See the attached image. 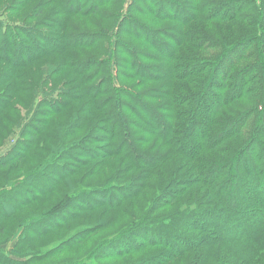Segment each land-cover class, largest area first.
I'll return each mask as SVG.
<instances>
[{"label": "trees", "instance_id": "16d2710c", "mask_svg": "<svg viewBox=\"0 0 264 264\" xmlns=\"http://www.w3.org/2000/svg\"><path fill=\"white\" fill-rule=\"evenodd\" d=\"M54 1L58 7L57 14L60 13L64 17L73 15L81 19L93 16L96 18V21L90 22V26L98 28L97 32L91 33L90 30L79 29V32L75 31L78 37L67 36L56 52L63 53L68 49H79L76 46L80 43L81 47L87 51L97 45H100L102 49L104 47V52L107 51L104 61H98V66H101L100 74L103 76L96 85L91 86L88 78L83 79L80 76L81 70L80 75L76 74L78 79L76 90L79 94L75 97L86 95L91 107L84 110L85 114L90 111L100 112L103 116L102 122L106 121V127L117 130V135L110 142L114 156L117 154L116 157L126 159L131 165L137 167L158 165L165 162L171 155H179L189 165L191 164L188 174L184 171L180 172L182 166L177 167L175 171H170L177 176L171 185L166 186V189L172 188L164 193L165 196L167 195L165 206L177 202L188 194L192 186L206 190L204 196L198 198L193 204L184 203L182 209H177L171 214L141 222L153 224L151 234L156 235L154 236L157 242L155 246L167 248L169 252H172L175 250V244L178 243L180 251L172 255L173 257L194 250L199 251L203 259L199 258L201 260L197 264H207L211 259L212 264L253 262L264 253V0ZM166 11L172 12L173 15L167 16ZM188 12L195 16V20L209 22L246 20V27L251 26L254 32L240 37L232 44H219L212 38L208 39L209 36L195 38L194 33L181 32ZM34 13L29 14L33 19L41 15L39 10ZM3 16L5 17L3 13H0V41L3 42L0 50V64L11 65V72H13L11 78L16 81V87L13 86L14 93L18 91V85L25 88L27 83L17 70L24 69L47 55L44 49L52 51L54 40L51 38L53 36L47 32L37 30V25L29 27L27 29L29 32H26L24 25H11L8 17L6 21L1 19ZM173 17L176 19L172 20ZM110 21H114L115 26L108 31L106 28ZM192 37L194 40L203 38L202 41H194L195 49L187 43ZM25 38L33 39L34 43L31 42L29 47L40 49L43 53L35 49L36 52L33 54L27 52L24 55H18L19 52H16L20 50V43ZM139 42L149 43L152 51H145L140 47ZM186 44L189 47L184 49L183 46ZM208 45L211 46L210 49L213 47L214 50H220L214 54L212 60L200 58L198 55L196 57L182 56L181 52L177 53L180 48H183L182 53L189 52L191 49L206 53L205 47ZM13 47H15V55L11 52ZM242 48L250 52H240ZM235 54L242 56L233 57L232 55ZM12 56L14 60L10 63ZM28 57L30 58L26 62ZM248 59L252 60V63L242 66L243 60ZM87 60V63L91 62L89 63L91 66L95 65L92 59ZM42 71L47 70L42 69ZM217 74L221 77L219 78L221 84L226 85L223 90L228 89L224 94H219L220 97L209 92L214 87H218ZM7 78L9 77H4V79ZM145 80L160 85L144 90V93H137V88ZM133 81L134 83L131 84ZM40 91L33 93L43 95L38 104L45 103L46 108L53 111L61 106V103L51 97L46 101L51 93ZM70 93L71 91L69 95ZM234 94L237 97L233 98ZM250 94L259 101V104L243 107L247 108L246 111L238 112L242 106H232V103ZM69 95H63L66 98L64 106L70 102ZM96 99L100 100L97 102ZM181 108L184 111H181ZM251 120V137L242 146L232 143L234 135L240 134L241 129ZM77 123L78 121L74 119L75 127ZM81 124L89 125L85 120H82ZM93 128L91 125L89 131ZM41 129L43 126L36 127L38 132ZM35 135L32 134L29 138ZM56 135V142L60 143L62 132ZM152 136L161 141L167 152L158 155L154 153L155 157L145 154L149 158L156 159L153 164H147L140 146L143 144V139ZM113 142L117 145L116 150ZM36 149L41 153L45 151L43 145ZM216 150L218 153L215 152ZM220 152L223 153L220 154ZM7 153L8 151L0 155V168L7 165L5 164ZM35 157L38 158V155ZM49 163L50 161L44 168ZM50 165L57 167L54 162ZM70 170L67 172L65 168L59 170L57 167L55 173L62 176L61 179L65 176H67L66 179H71L75 173H70ZM135 179L136 177L132 178V181ZM146 181L142 178L128 188L126 185L117 186L121 194L119 198L101 186L88 188L78 195L75 194L76 196L69 194V198L73 200L83 196V205L89 208L88 212L99 208L114 210L127 200L138 197L147 187ZM27 186L33 189V184ZM2 197L3 194H0V222L9 219L24 205L22 196H16L17 200L14 199V195L8 199L5 196ZM71 206H74L72 201ZM153 209L155 205L150 208V211ZM50 211L45 213L47 215L45 218L42 214L37 220H30L26 228L23 227L17 231L16 242L11 251L6 252L4 246L11 240L15 241V237L7 243L0 244V264H25L33 258L32 256L41 259L56 251L60 252L79 245L90 235L92 230L77 234L58 247H50L45 250V253L33 255V252H29L27 256L31 255L30 260L18 257L16 246L25 243L27 229H32L33 240H40L50 232L47 220L57 224L54 220L57 215L52 217ZM182 223L185 227H181ZM3 228L0 225V231L3 232ZM135 229H138L137 226L118 237V241L121 238L124 246L117 245V238L114 244H111L117 245V256L135 247L130 246L133 243L126 239ZM109 242L110 240L105 244L108 245ZM233 243L238 245L237 249L240 250L238 253L229 252L228 256L214 254L208 257V252L216 247ZM111 245L107 246L108 251L105 254L111 255L110 251L114 249ZM105 259L109 257L106 256Z\"/></svg>", "mask_w": 264, "mask_h": 264}, {"label": "rangeland", "instance_id": "374dc122", "mask_svg": "<svg viewBox=\"0 0 264 264\" xmlns=\"http://www.w3.org/2000/svg\"><path fill=\"white\" fill-rule=\"evenodd\" d=\"M112 9L117 10V8ZM38 10L41 11V15L37 19L31 18L29 14L36 13ZM113 10L112 12H114ZM57 11L58 7L54 0H0V13L5 15L1 19L6 21V17H8L11 25H24L26 32H29L27 30L29 27L37 25V30L47 32L50 36H53L51 38L54 40L52 51L44 49L47 55L37 59L28 67L17 70V73L22 74L24 82L27 83L25 88L18 85V91L14 93L13 86L16 87V81L11 78L13 73L11 72V65L3 66L0 64V155L8 151L7 162L5 163L7 165L0 168V194H3L2 198L5 196L7 199L14 195L16 200V196H22V203L24 204L9 219L0 222V225L4 227L3 232L0 231V244L7 243L11 238L17 237V231L20 228H26L27 224H30V220H37L42 214L45 215V218L47 216L45 213L52 209L50 211L51 216L57 215L54 219L57 224L55 225L52 221L47 220L46 223L50 228V232L40 240H33L32 229H27L28 231H25L26 244L16 246L18 257L30 260L31 255L27 256L29 252H33V255L45 253V250L50 247H58L77 234L86 233L88 230L92 231L79 245L60 252L56 251L41 259L32 256L33 258L25 264H197L199 260L203 259L199 251L194 250L173 257L172 255L180 251L178 243L175 244V250L172 252H169L167 248L156 247L157 242L154 240L156 235L151 234V228H154L152 227L153 224L141 222L171 214L177 209H182L184 203L193 204L198 198L204 196L206 190L192 186L188 194H185L177 202L165 206L167 195L165 196L164 193L172 188L166 189V186L167 184L171 185V182L177 176L170 171H175L177 167L182 166L180 172L184 171L188 174L191 164L189 165L179 155H171L165 162L158 165H147L153 164L156 159L149 158L145 154L155 157L154 153L158 155L167 152V149L156 137H146L140 146L141 151L144 153L143 158L147 161V166H133L128 160L116 157L117 154L114 156L110 142L117 135V130L106 127V121L102 122L103 116L100 112L90 111L85 114L84 110L91 107L86 95L75 97L79 94L76 90L78 86L76 74L80 75L81 70L80 76L83 79L88 78L87 80H90L91 86L96 85L103 76V74H100L101 66H98V61H104L107 51L104 52V47L102 49L100 45L87 51L81 47L80 43L76 46L79 49H68L63 53L56 52L60 49V44L67 39V36L74 35V37H78V33H75V31L79 32V29L90 30L91 33L97 32L98 28L90 26V22L96 21V18L93 16L81 19L73 15L64 17L60 13L57 14ZM207 11L209 13V10ZM166 12H168L167 16L173 15L170 11ZM174 19L176 18L173 17L172 20ZM242 22L195 20V16L188 12L181 32H185L184 34L194 33L195 38H208L209 36L208 39L212 38L219 44H232L240 37L254 32L251 26L246 27V20ZM108 24L109 26L106 28L108 31L115 26L114 21H110ZM68 39H71V37H68ZM200 40H194V37H192L191 41L187 43L195 49L194 43ZM31 42L34 43L31 38L23 39L20 43V50L16 53L19 52L18 55H24L27 52L33 54L36 50L43 53L40 49L29 47ZM145 42H139L140 47L145 51H152L151 45ZM1 45H3L2 41H0V50L2 49ZM189 45L186 44L183 48L187 49ZM183 48H180L177 53L181 52L180 55L182 56L196 57L198 55L200 58L208 60H212L214 54L220 51L219 49L214 50L213 47L210 49V45L205 47L206 53L194 51V49L182 53ZM245 49H240V52H250ZM11 52L12 55H15V47L12 48ZM69 54L71 56H68ZM232 56L239 58L242 55L235 54ZM30 57L26 58V62ZM88 58L92 59L95 65L91 66L90 61L87 63ZM13 60L14 56L11 57L12 62L10 63H13ZM76 63L82 64L78 65ZM251 63L252 60L248 59L243 60L241 64L243 66ZM42 69L47 71L44 72ZM5 76L9 78L4 79ZM216 78L218 87H214L209 92L220 97L219 94H224L228 89L223 90L226 85L221 84V77L218 74ZM159 85L151 83L150 80H145L137 88V93H144V90ZM37 91L51 93L52 95L50 94L46 101L50 100L51 97L61 103V106L53 111L46 108L45 103L38 104L43 95L39 93V95H34L33 93ZM69 91H71L70 95ZM64 94L71 97L67 106H64V103H66ZM235 96L236 94L233 98ZM96 100L98 102L100 99ZM258 104L259 101L255 100L250 94V96L245 95L244 98L236 100L232 103V106H242L243 108L257 106ZM242 108L238 112L247 109ZM181 111H184V109L181 108ZM74 119L78 121L76 127L73 125ZM82 120H85L89 125L83 126L81 124ZM98 122L101 123L98 124ZM250 122L252 120L241 129L240 134L234 135L231 140L232 143L239 146L246 143L251 137ZM91 125L94 128L89 131ZM40 126H43V129L38 132L36 127ZM61 132V140L58 143L56 142V133L60 135ZM32 134L36 135L30 139L29 137ZM112 144L116 150L117 145L114 142ZM41 145L45 147V151L42 153L36 149ZM215 152L218 153L217 150ZM222 153L220 152V154ZM35 155H38V158ZM49 161L50 163L54 162V165L56 163L59 170L65 168V171L68 172L72 169L70 173L74 172L75 175L71 179H66L67 176L61 179L62 176L55 173L57 167H52L49 163L44 168ZM135 177L136 179L132 181V178ZM142 178L147 180L145 190L138 197L127 200L114 210L99 208L88 212L89 208L83 205V196L73 200L69 198L70 195H78L88 188L92 189L98 186L105 188L107 192L119 198L121 194L117 186L132 187ZM32 184L33 189H29L30 186L27 185ZM71 201L74 206H71ZM153 205H155V209L150 211ZM136 226L138 229L133 230L128 235L134 237L127 236L126 239L133 243L130 246L137 248L132 247L131 251L117 256V245L124 246L122 239L119 238L120 241H118V237ZM181 227H185L184 223L181 224ZM16 237L14 238L15 241L11 240L4 246L6 252L14 248ZM116 238L118 244L111 245L114 244ZM108 240L110 242L106 245L105 242ZM110 245L114 248L110 251L113 256L105 254L108 251L107 246ZM237 246L233 243L216 247L211 250L212 252H208V257L210 258L214 254L228 256L229 252L236 254L240 251ZM7 255L10 256L8 253ZM106 256L109 259H105ZM202 256L204 257L205 254ZM209 261L207 264H212V259ZM250 264H264V253L255 258Z\"/></svg>", "mask_w": 264, "mask_h": 264}]
</instances>
